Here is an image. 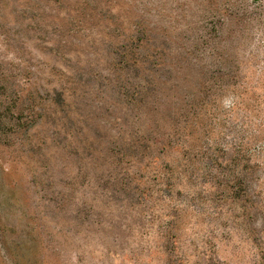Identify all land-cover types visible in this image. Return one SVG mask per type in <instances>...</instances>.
<instances>
[{
    "label": "rangeland",
    "instance_id": "rangeland-1",
    "mask_svg": "<svg viewBox=\"0 0 264 264\" xmlns=\"http://www.w3.org/2000/svg\"><path fill=\"white\" fill-rule=\"evenodd\" d=\"M0 264H264V0H0Z\"/></svg>",
    "mask_w": 264,
    "mask_h": 264
}]
</instances>
